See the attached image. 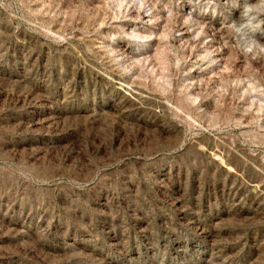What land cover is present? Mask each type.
Returning <instances> with one entry per match:
<instances>
[{
    "label": "rangeland",
    "instance_id": "obj_1",
    "mask_svg": "<svg viewBox=\"0 0 264 264\" xmlns=\"http://www.w3.org/2000/svg\"><path fill=\"white\" fill-rule=\"evenodd\" d=\"M0 264H264V0H0Z\"/></svg>",
    "mask_w": 264,
    "mask_h": 264
},
{
    "label": "bare ground",
    "instance_id": "obj_2",
    "mask_svg": "<svg viewBox=\"0 0 264 264\" xmlns=\"http://www.w3.org/2000/svg\"><path fill=\"white\" fill-rule=\"evenodd\" d=\"M189 96H190V94H189Z\"/></svg>",
    "mask_w": 264,
    "mask_h": 264
}]
</instances>
